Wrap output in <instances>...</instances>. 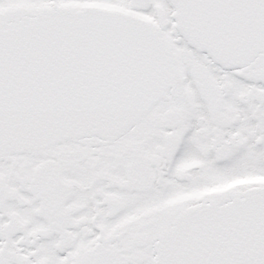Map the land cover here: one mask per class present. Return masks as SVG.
I'll list each match as a JSON object with an SVG mask.
<instances>
[{"label":"snow or ice","instance_id":"obj_1","mask_svg":"<svg viewBox=\"0 0 264 264\" xmlns=\"http://www.w3.org/2000/svg\"><path fill=\"white\" fill-rule=\"evenodd\" d=\"M0 264H264V0H0Z\"/></svg>","mask_w":264,"mask_h":264}]
</instances>
